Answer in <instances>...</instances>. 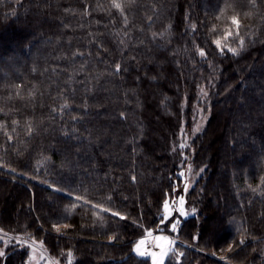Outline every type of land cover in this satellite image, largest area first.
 Masks as SVG:
<instances>
[{
	"label": "trees",
	"instance_id": "1",
	"mask_svg": "<svg viewBox=\"0 0 264 264\" xmlns=\"http://www.w3.org/2000/svg\"><path fill=\"white\" fill-rule=\"evenodd\" d=\"M205 87L197 214L173 232ZM0 229L62 264H152L150 232L176 239L166 264H264V0H0Z\"/></svg>",
	"mask_w": 264,
	"mask_h": 264
},
{
	"label": "rangeland",
	"instance_id": "2",
	"mask_svg": "<svg viewBox=\"0 0 264 264\" xmlns=\"http://www.w3.org/2000/svg\"><path fill=\"white\" fill-rule=\"evenodd\" d=\"M201 102H199L195 107V127L193 132L183 130L181 139L178 143L177 149L180 152V173L182 177L183 186L180 187L167 201V209L164 208V217L166 221L171 220L173 217L176 218V228L180 223V219H186L197 214V211L188 205V196L191 190L194 188L197 180L203 174L202 170H197L193 166L192 156L194 155V149L191 148V142L196 135L204 131L208 125L210 119V110L207 113V108L210 105V98L207 87L203 88ZM183 145V147H181ZM186 159L187 163H186ZM183 173V175H181ZM181 197H183V203L181 204ZM172 229V228H171ZM173 231V229H172ZM175 232V231H173ZM140 241H144L140 244ZM177 241L174 237L165 234H154L152 232L148 233L146 236L142 237L135 246V252L137 255L149 258L152 264H158L159 261L163 260V264L167 263V260L176 253ZM12 246H19L22 249H26L28 252V258L26 264H62L57 258L52 257L48 250L45 248L42 242L36 241L28 235H15L10 234L2 229H0V264H5L7 257V251ZM139 246V252H143L144 255H140L136 250ZM164 253L162 256L161 254ZM154 254V255H153ZM229 253H221L218 258L227 264H235L231 260ZM72 256H69L68 262L63 264H73Z\"/></svg>",
	"mask_w": 264,
	"mask_h": 264
},
{
	"label": "snow or ice",
	"instance_id": "3",
	"mask_svg": "<svg viewBox=\"0 0 264 264\" xmlns=\"http://www.w3.org/2000/svg\"><path fill=\"white\" fill-rule=\"evenodd\" d=\"M114 6H115L116 8H120V7H121V5L118 4V3L115 4ZM233 22H234V23H238V22L235 20V18H233ZM216 43H217V45H219L220 42L217 41ZM228 50L231 51L233 54H237V50H236V49H228ZM221 51H223V49H221ZM200 55H201V56H204V55H205L204 51H201V52H200ZM119 67H120L119 65H116V69H117V70H119ZM181 147H183V145H181ZM181 175H183V173H181ZM76 199H79V198L77 197ZM180 199H181V204H182V203H183V197H181ZM164 207H165V209H167L168 205L165 204ZM113 215H117V216H118L119 213H113ZM172 229H173V231H175V229H176V223H173V224H172ZM143 243H144V241H140V244H143ZM136 250L139 252V246L137 247ZM139 254H140V255H144L143 252H139ZM0 255H2V253H0ZM153 255H154V254H153ZM161 255L163 256L164 253H162ZM179 255H183V253H180ZM158 264H163V260L159 261Z\"/></svg>",
	"mask_w": 264,
	"mask_h": 264
}]
</instances>
